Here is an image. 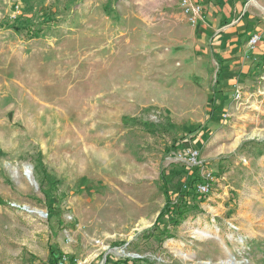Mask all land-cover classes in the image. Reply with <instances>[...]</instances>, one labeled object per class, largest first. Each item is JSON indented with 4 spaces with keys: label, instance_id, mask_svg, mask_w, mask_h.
I'll return each mask as SVG.
<instances>
[{
    "label": "rangeland",
    "instance_id": "obj_1",
    "mask_svg": "<svg viewBox=\"0 0 264 264\" xmlns=\"http://www.w3.org/2000/svg\"><path fill=\"white\" fill-rule=\"evenodd\" d=\"M182 1L0 0V264H264V49L216 83Z\"/></svg>",
    "mask_w": 264,
    "mask_h": 264
},
{
    "label": "crops",
    "instance_id": "obj_2",
    "mask_svg": "<svg viewBox=\"0 0 264 264\" xmlns=\"http://www.w3.org/2000/svg\"><path fill=\"white\" fill-rule=\"evenodd\" d=\"M189 2L200 6V12L191 24L197 39L222 60V70L227 62L241 60L251 53L249 39L252 34L260 36L254 48L264 49V0Z\"/></svg>",
    "mask_w": 264,
    "mask_h": 264
},
{
    "label": "trees",
    "instance_id": "obj_3",
    "mask_svg": "<svg viewBox=\"0 0 264 264\" xmlns=\"http://www.w3.org/2000/svg\"><path fill=\"white\" fill-rule=\"evenodd\" d=\"M10 27L14 30L29 29V26H27V24L25 23H21L19 19H15L14 23ZM31 33H34V35H38V32L36 31L31 32ZM212 55L214 59H216V63L218 65L217 72H216V83H219L221 73H222V66H221L222 60L216 57L214 53ZM217 86H218L217 84L213 85L212 94L210 96V102H209L210 112L208 116V122L211 121L215 117L217 111L220 109L219 108L220 105L217 104V101L220 102L219 99H221V96H220L219 89H217ZM44 178L49 182L50 186H54L56 184V180L51 175L47 174L46 172L44 173ZM180 193H183L184 199H186V197L190 195L192 201L194 199H199V201H202V195L197 192L196 188L192 189L191 185H189V192L181 189ZM184 199L182 200L183 203L178 204L176 202H173L171 195H169L168 192H165L164 206L159 211L152 226L143 232V236L149 237V235L151 234L153 235V233L156 230H159L165 227V224L163 222V219L165 217L168 219L167 221L168 224L178 225L185 218V212L191 205L190 204L191 202H185ZM48 201H49V197H48ZM3 204L5 203L0 198V205H3ZM53 209H54V206H52V208L49 209L48 215H51V214L53 215ZM165 232H167V230H165L164 228V231L162 230L160 234L165 233ZM48 250H49V260L47 264H75V260L73 256L64 254L62 251L57 249L55 246L50 245ZM55 253H57V256L55 255ZM63 259L67 260V263H64L62 261Z\"/></svg>",
    "mask_w": 264,
    "mask_h": 264
},
{
    "label": "built area",
    "instance_id": "obj_4",
    "mask_svg": "<svg viewBox=\"0 0 264 264\" xmlns=\"http://www.w3.org/2000/svg\"><path fill=\"white\" fill-rule=\"evenodd\" d=\"M182 7L184 12L188 15V19L191 23H194L195 17L200 12V6L189 2V0L182 1ZM260 40V36L258 34H252L249 39V45L254 47ZM186 162L191 167H199L201 165L200 160L198 159V151L197 150H187L186 152ZM197 191L200 193H204L208 191V186L206 185H197Z\"/></svg>",
    "mask_w": 264,
    "mask_h": 264
},
{
    "label": "water",
    "instance_id": "obj_5",
    "mask_svg": "<svg viewBox=\"0 0 264 264\" xmlns=\"http://www.w3.org/2000/svg\"><path fill=\"white\" fill-rule=\"evenodd\" d=\"M44 215H46V214H44Z\"/></svg>",
    "mask_w": 264,
    "mask_h": 264
}]
</instances>
